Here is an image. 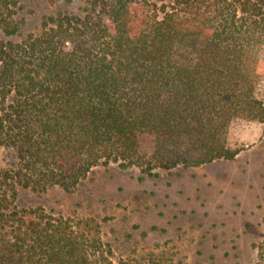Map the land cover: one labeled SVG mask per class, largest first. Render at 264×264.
Segmentation results:
<instances>
[{"label": "trees", "instance_id": "obj_1", "mask_svg": "<svg viewBox=\"0 0 264 264\" xmlns=\"http://www.w3.org/2000/svg\"><path fill=\"white\" fill-rule=\"evenodd\" d=\"M21 1L0 0V264H115L97 225L20 193L235 160L232 123H264V0H87L27 34Z\"/></svg>", "mask_w": 264, "mask_h": 264}, {"label": "rangeland", "instance_id": "obj_2", "mask_svg": "<svg viewBox=\"0 0 264 264\" xmlns=\"http://www.w3.org/2000/svg\"><path fill=\"white\" fill-rule=\"evenodd\" d=\"M86 1L22 0V34ZM228 141L241 150L233 161L155 176L110 164L94 168L75 191H22L17 204L97 225L93 232L109 243L115 264H254L264 238V123L235 120Z\"/></svg>", "mask_w": 264, "mask_h": 264}]
</instances>
